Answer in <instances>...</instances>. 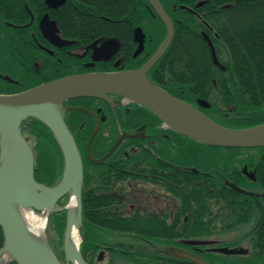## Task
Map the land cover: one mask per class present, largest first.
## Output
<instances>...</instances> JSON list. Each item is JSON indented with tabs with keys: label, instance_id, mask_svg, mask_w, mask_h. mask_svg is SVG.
Here are the masks:
<instances>
[{
	"label": "flooded vegetation",
	"instance_id": "obj_1",
	"mask_svg": "<svg viewBox=\"0 0 264 264\" xmlns=\"http://www.w3.org/2000/svg\"><path fill=\"white\" fill-rule=\"evenodd\" d=\"M159 1L173 21V39L175 25L188 20L208 45L210 62L193 67L206 68L222 78H184L181 70L189 68L187 64L177 65V78H162L174 64H160L164 73L153 67L170 46L146 76L227 127L245 118L246 113L255 111L259 115L264 111V107L256 109L249 95L250 91H262V80L238 77V72L247 73L246 70H254L258 65L238 63L237 48H246L249 57L257 50L252 48L254 43L249 38L232 43L236 38L231 35L232 29L241 32L243 18L231 16V4H221L218 0H180L172 3V8L178 7L186 14L173 18L165 0ZM219 10L225 11L223 15L214 13ZM161 27L164 33L160 32ZM136 31L142 34L141 41ZM165 35L164 24L147 0H0V85L2 82L21 85L37 79L41 84L73 74L137 69L154 53ZM156 36L161 39L152 49ZM16 92L20 91H0ZM65 104L69 106L65 124L82 160L81 197L94 198L97 204L95 212L99 219L92 229L121 237L111 243L114 246L142 248L131 254L137 258L146 261V247L158 255L154 257L156 263L180 264L175 262L171 248L194 253L178 243L147 237L146 228L196 230L201 212V221L208 220L211 229L219 212L222 216L217 217H223L222 196L232 189L228 182L245 190L241 193L264 198L261 185L264 147L231 150L199 142L178 132L150 108L126 95L110 94L109 100L79 96L67 99ZM22 133L35 157L36 140L31 141L30 136ZM246 150L255 152L246 154ZM36 172L40 169L34 166V178L39 181ZM106 219H112L113 224H108ZM120 228L128 231L122 232ZM3 243L0 228V248ZM112 245L102 239L96 242L102 248L112 249ZM11 264L17 263L11 261Z\"/></svg>",
	"mask_w": 264,
	"mask_h": 264
},
{
	"label": "water",
	"instance_id": "obj_2",
	"mask_svg": "<svg viewBox=\"0 0 264 264\" xmlns=\"http://www.w3.org/2000/svg\"><path fill=\"white\" fill-rule=\"evenodd\" d=\"M147 1L164 24L166 35L141 67L67 75L20 92L0 93V227L4 238L0 253H7L11 261L17 264H61L46 238L36 240L30 235L19 212L21 206L39 211L46 205L49 215L56 210L66 212L63 250L67 264H87L80 254L79 244H68L73 226L81 234L83 166L77 144L64 120L69 108L65 104L67 99L94 96L109 100L110 94L126 95L150 108L178 132L199 142L233 148L264 147V122L247 128L221 125L193 105L171 95L146 76L149 69L167 51L174 35L173 21L160 1ZM138 30L140 32L139 28ZM139 32L137 34H140L138 38L141 41L142 34ZM213 56L216 61L215 54ZM30 118L43 122L52 131L60 147L64 169L55 185L48 186L34 178V154L21 131L22 122ZM228 184L235 191L245 192L234 183ZM64 196L68 198L67 203L59 205V200ZM73 196L78 202L76 215H72L68 207ZM210 250L228 255H243L248 252L247 248L227 246L212 247ZM171 253L195 264H209L187 251L172 249ZM1 261L5 262L0 259Z\"/></svg>",
	"mask_w": 264,
	"mask_h": 264
},
{
	"label": "trees",
	"instance_id": "obj_3",
	"mask_svg": "<svg viewBox=\"0 0 264 264\" xmlns=\"http://www.w3.org/2000/svg\"><path fill=\"white\" fill-rule=\"evenodd\" d=\"M163 1V0H162ZM221 4L229 2L231 4L230 14L231 16L242 17L241 24L242 27L238 32L236 28L232 29L231 35L236 36L232 41L238 42L242 38H249L252 43V48L257 51H253L251 57L247 55V49L238 47L237 52L238 63L251 62L256 63L258 67L254 70H246V72H238L239 78H249V79H260L263 82L262 91H250V96L254 99V105L257 106L256 109L264 107V0H218ZM181 2L180 0H165L164 4L166 6L169 14L174 18L180 15H185L186 11L176 8L173 10L172 3ZM184 2V1H183ZM225 11L219 10V12H214L215 14L223 15ZM147 14V12H146ZM208 15V14H207ZM254 17L253 19H251ZM236 19H232V21ZM183 24L175 25V36L170 48L166 52L163 58L157 62L153 67L159 72L164 73V69L160 67V64L165 65V63H172L173 69L166 72V75L161 76L162 78L175 79L178 76L176 72L178 71V64L189 65V68L182 69L184 78H193L199 80H206L212 77L222 78L217 74H211V71L202 67H193L194 64H207L210 62V55L208 50V45L198 33L197 30L193 28V25L188 21L184 20ZM248 24V27L246 28ZM151 31L155 30L154 26L150 28ZM223 30V29H222ZM160 32L164 33V28H160ZM221 37H223L222 33ZM161 37L156 36L153 39L151 45L152 49L160 42ZM256 47L259 49H256ZM255 52V53H254ZM246 54V55H245ZM155 69V70H156ZM234 77H237L236 75ZM237 77V78H238ZM41 81L37 79L34 82H27L21 85H10L3 83L0 85V91H22L29 89ZM176 84V83H175ZM177 85V84H176ZM180 85V84H179ZM184 85V84H183ZM256 87V86H254ZM258 87V86H257ZM173 92V91H172ZM177 95V94H176ZM259 98L261 100H259ZM258 113L249 112L245 114V118L235 121V124L231 125V128H246L264 122V111L259 115ZM22 132L27 136L32 137L35 141L36 154L34 157V166L40 169V174L36 172V176L39 181L46 185H54L62 173L63 167V156L55 139L53 133L49 130L38 119H28L22 122L21 125ZM235 150L236 148H229ZM45 171L46 174L43 172ZM44 173V174H43ZM264 187V183H261ZM229 188V187H228ZM66 198H63L60 203H63ZM82 218H83V240L80 244V253L82 257L89 263L87 259V251L93 248L91 245L94 243L93 239L96 237L93 227L98 224L99 215L95 212V207L97 206L96 200L94 198H88L82 195ZM226 203V204H225ZM225 204V205H224ZM224 205V207H222ZM217 206L215 205V209ZM221 211L223 212V217L221 212L215 218V224L210 229L208 228V220L201 221L203 215L201 212L198 214V227L196 230H173L169 228H159V229H147L146 236L149 238H163L164 241L169 243H178L181 247L189 250H194V253L198 254L204 258L209 264H264V198H255L250 194L235 192L233 189H228L227 196H222ZM226 211V212H225ZM206 214V212H202ZM55 219V229L57 232L61 233L63 228V220L65 221V212L59 211L57 214L53 215ZM220 219V220H218ZM112 219H106L108 224H113ZM249 221L253 222V227L247 233V237L250 239L251 248L249 252L245 255H227L221 253H214L206 250L207 246L214 245L215 243L211 238V234L216 230H228L233 228L235 225L247 223ZM214 222V221H213ZM122 232L128 231V229H118ZM177 238L178 240H174ZM205 242V243H203ZM148 256L154 258L158 255L148 254ZM165 259H169L165 257ZM175 262L180 264H195L190 261L183 259H176Z\"/></svg>",
	"mask_w": 264,
	"mask_h": 264
},
{
	"label": "rangeland",
	"instance_id": "obj_4",
	"mask_svg": "<svg viewBox=\"0 0 264 264\" xmlns=\"http://www.w3.org/2000/svg\"><path fill=\"white\" fill-rule=\"evenodd\" d=\"M30 138V137H29ZM32 141V137L30 139ZM34 141V140H33ZM251 151L255 152V150H246L244 153L248 154L251 153ZM68 200L65 199L63 203H66ZM59 211L62 210H56L54 213H52L49 220V227L46 231L45 238L47 242L51 245L53 248L54 253L59 256L58 259L62 264H67L64 250H63V236H64V230H65V221L63 220V228L62 232L59 233L56 231L55 226V217L54 214H57ZM66 217V215H65ZM253 227V222H247L243 224L235 225L233 228L228 230H216L209 238H213V242L219 244V245H227L230 247H245V248H251L250 239L247 237V233L250 231V229ZM83 225L81 228V234L83 238ZM96 234V237L93 239L94 243L91 245L93 248H91L89 251H87V259L91 264H158L156 263L157 260L154 258L148 256V254H154V250H152L149 247H146V261L142 260L141 258H137L135 255H131L133 251H141L142 248L134 247L132 248V245H129L126 247H120V246H114L111 243L116 241V238L121 239V237H113L111 234L109 235H103L101 232L94 230ZM98 239H102L105 242L108 243V245H112V249L102 248L96 246V242ZM122 242V241H121ZM124 244V243H123ZM51 248V249H52ZM119 250V251H118ZM122 250H127L128 252H124ZM176 259H179L176 257ZM87 262V261H86ZM88 263V262H87ZM89 264V263H88Z\"/></svg>",
	"mask_w": 264,
	"mask_h": 264
},
{
	"label": "clouds",
	"instance_id": "obj_5",
	"mask_svg": "<svg viewBox=\"0 0 264 264\" xmlns=\"http://www.w3.org/2000/svg\"><path fill=\"white\" fill-rule=\"evenodd\" d=\"M77 199L75 196L72 197L71 201L69 202V206L76 207L77 206ZM20 215L22 220L27 226V230L34 235L35 237H41L46 233L49 227V209L45 205L39 211L32 207H20L19 208ZM0 259L5 261V264H11L10 257L7 253H0Z\"/></svg>",
	"mask_w": 264,
	"mask_h": 264
},
{
	"label": "bare ground",
	"instance_id": "obj_6",
	"mask_svg": "<svg viewBox=\"0 0 264 264\" xmlns=\"http://www.w3.org/2000/svg\"><path fill=\"white\" fill-rule=\"evenodd\" d=\"M68 207L70 208V213L72 214V215H76V207H71V206H69L68 205ZM20 212V211H19ZM25 224V223H24ZM25 226H26V224H25ZM26 228H27V226H26ZM29 232V231H28ZM30 233V232H29ZM30 235L34 238V239H36V240H45V237H44V235H42L41 237H35L34 235H32L31 233H30ZM80 234H79V232H78V230L76 229V227L75 226H73L72 227V229H71V231H70V234H69V237H68V244H72V245H74V246H78V244H79V242H80ZM77 264V263H76Z\"/></svg>",
	"mask_w": 264,
	"mask_h": 264
}]
</instances>
